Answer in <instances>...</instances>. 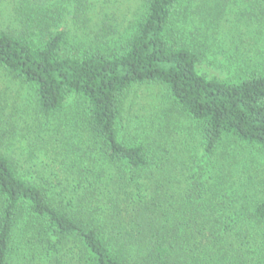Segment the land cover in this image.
I'll return each instance as SVG.
<instances>
[{
    "label": "trees",
    "instance_id": "16d2710c",
    "mask_svg": "<svg viewBox=\"0 0 264 264\" xmlns=\"http://www.w3.org/2000/svg\"><path fill=\"white\" fill-rule=\"evenodd\" d=\"M107 2L10 0L17 27L0 28V67L32 88L34 106L20 134L0 127V264H254L264 191L233 186L225 143L264 152V56H233L232 74L209 76L187 28L221 27L234 12L243 33L264 37V0H143L115 43L91 16ZM138 83L166 86L218 164L192 172L164 144L121 139ZM70 98L82 116L66 120ZM240 201L247 213H234Z\"/></svg>",
    "mask_w": 264,
    "mask_h": 264
},
{
    "label": "rangeland",
    "instance_id": "374dc122",
    "mask_svg": "<svg viewBox=\"0 0 264 264\" xmlns=\"http://www.w3.org/2000/svg\"><path fill=\"white\" fill-rule=\"evenodd\" d=\"M254 2L255 0H243L242 6L245 8ZM142 3L143 0H108L105 9L101 12H98L100 7L98 11H91L94 19L100 18L103 22L101 26L105 31L102 32L103 40L107 39L110 43L122 40V36L127 34L130 26L139 18ZM10 10V0H0V28L15 29L17 27L15 22L10 21ZM227 18L221 27L210 26L206 20L201 21V18L199 22L188 23L187 34H189L190 44H196L194 48L203 52L204 61L200 67L201 71L209 76L223 77L232 74L235 67L239 65L233 56H239V59L245 60L264 56V37L261 35L258 37L253 33V29H246L244 30L246 33H243L234 12H231ZM33 106L32 88L0 67V127L2 126L3 129L7 126L9 130L13 129L15 133L19 131L17 134H20L23 129L22 124L33 111ZM79 111L77 102L70 98L63 116L65 119L66 115L72 119L75 113H80ZM121 120V139L126 142L142 143L151 146L154 150L160 149L157 146L164 144L165 148L168 146L172 149L171 154L178 153L190 164L192 163V172H195L200 164H204L208 169L219 162L218 156L212 158L204 156L201 136L194 129L191 119L170 99L168 90L163 84L133 85L123 99ZM225 146L233 147V151L236 152L234 159L231 158L234 173L233 183L231 182L233 186L244 192L249 183L251 196L261 195L264 191V152L238 142H226ZM29 148L25 147L26 150ZM19 150L22 149L19 147ZM252 199L253 197L248 198L244 202L250 205ZM241 201L234 205V213L248 212L250 206L246 204L241 206ZM231 212L233 211L219 209L216 214L221 217ZM232 215L235 214L232 213ZM250 251L251 256H254V264H264L263 246H253ZM257 254L259 256L256 258Z\"/></svg>",
    "mask_w": 264,
    "mask_h": 264
}]
</instances>
